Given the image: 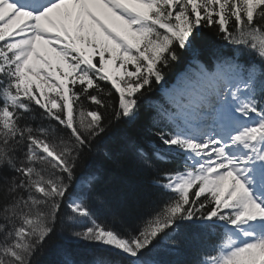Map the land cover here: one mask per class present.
<instances>
[{"label": "snow or ice", "instance_id": "1", "mask_svg": "<svg viewBox=\"0 0 264 264\" xmlns=\"http://www.w3.org/2000/svg\"><path fill=\"white\" fill-rule=\"evenodd\" d=\"M142 119L150 194L101 189L89 159ZM65 233L94 264L189 233L192 264H264V0H0V264Z\"/></svg>", "mask_w": 264, "mask_h": 264}, {"label": "trees", "instance_id": "2", "mask_svg": "<svg viewBox=\"0 0 264 264\" xmlns=\"http://www.w3.org/2000/svg\"><path fill=\"white\" fill-rule=\"evenodd\" d=\"M215 42L211 33L206 34L202 48L206 51ZM145 121L121 125L116 134L100 149L99 153L88 161L89 170L93 171L100 181V187L114 195L150 194L147 177L133 162L131 145L135 143L148 145V137L144 131ZM107 152L106 156L104 153ZM179 247L163 253L160 259L166 264H192L196 250L201 241L191 233L177 237ZM99 250L83 241H76L70 236L59 234L51 242L49 252L44 258L45 264H94Z\"/></svg>", "mask_w": 264, "mask_h": 264}]
</instances>
